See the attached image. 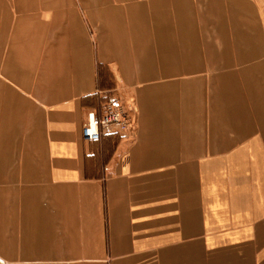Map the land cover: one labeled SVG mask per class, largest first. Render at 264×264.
I'll return each mask as SVG.
<instances>
[{
	"label": "crops",
	"instance_id": "0c3cea01",
	"mask_svg": "<svg viewBox=\"0 0 264 264\" xmlns=\"http://www.w3.org/2000/svg\"><path fill=\"white\" fill-rule=\"evenodd\" d=\"M255 0H0V264H264ZM125 105L128 138L84 142Z\"/></svg>",
	"mask_w": 264,
	"mask_h": 264
},
{
	"label": "built area",
	"instance_id": "2783aa9c",
	"mask_svg": "<svg viewBox=\"0 0 264 264\" xmlns=\"http://www.w3.org/2000/svg\"><path fill=\"white\" fill-rule=\"evenodd\" d=\"M129 117L127 111L116 104L104 102L98 111H89L81 128L85 142L98 141L106 136L124 137L128 133Z\"/></svg>",
	"mask_w": 264,
	"mask_h": 264
},
{
	"label": "rangeland",
	"instance_id": "374dc122",
	"mask_svg": "<svg viewBox=\"0 0 264 264\" xmlns=\"http://www.w3.org/2000/svg\"><path fill=\"white\" fill-rule=\"evenodd\" d=\"M255 4H256V16H257V18H256V27H257V29L259 30H261V32H262V34L264 35V0H255ZM104 102H108V103H112V104H116L117 106H120V107H122L125 111H127V109H126V107H125V105L124 104H122L120 101H117V100H109V99H106V98H102L101 100H100V102H99V104H98V108H97V110H95V111H98V109H99V106L102 104V103H104ZM91 111V110H90ZM94 111V110H93ZM87 112H89V111H87ZM86 112V113H87ZM85 116H86V114H85ZM129 117V116H128ZM84 125V124H83ZM128 133L126 134V136H124V137H119V136H106V137H115V138H121V139H123V138H128V137H130L131 136V134H132V132H133V124H132V122H131V119H130V117H129V127H128V131H127ZM80 135H81V131H80ZM82 138V137H81ZM103 138H105V137H103ZM102 139V138H101ZM83 140V139H82ZM84 141V140H83ZM99 141V140H98ZM85 142V141H84ZM93 142H97V141H93ZM88 143H90V142H88Z\"/></svg>",
	"mask_w": 264,
	"mask_h": 264
}]
</instances>
